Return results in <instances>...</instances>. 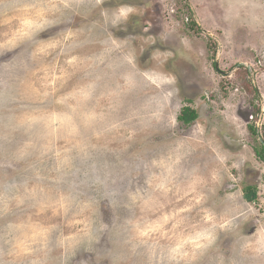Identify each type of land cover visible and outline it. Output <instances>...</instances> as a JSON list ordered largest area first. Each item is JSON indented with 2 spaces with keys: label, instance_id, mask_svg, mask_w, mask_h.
Here are the masks:
<instances>
[{
  "label": "rangeland",
  "instance_id": "1",
  "mask_svg": "<svg viewBox=\"0 0 264 264\" xmlns=\"http://www.w3.org/2000/svg\"><path fill=\"white\" fill-rule=\"evenodd\" d=\"M262 145L264 0H0V264H264Z\"/></svg>",
  "mask_w": 264,
  "mask_h": 264
},
{
  "label": "trees",
  "instance_id": "2",
  "mask_svg": "<svg viewBox=\"0 0 264 264\" xmlns=\"http://www.w3.org/2000/svg\"><path fill=\"white\" fill-rule=\"evenodd\" d=\"M197 117H198L197 111L189 106H186L183 107L179 119L184 123L189 124L191 122H194ZM262 146L264 147V145ZM259 156L264 158V154L262 153H259ZM245 196L249 201H253L257 198V190L254 187H249L247 188V192Z\"/></svg>",
  "mask_w": 264,
  "mask_h": 264
},
{
  "label": "clouds",
  "instance_id": "3",
  "mask_svg": "<svg viewBox=\"0 0 264 264\" xmlns=\"http://www.w3.org/2000/svg\"><path fill=\"white\" fill-rule=\"evenodd\" d=\"M132 12H133V9L131 7H120L115 13V18L112 21L113 25L118 24L119 21L122 19H127L129 14Z\"/></svg>",
  "mask_w": 264,
  "mask_h": 264
},
{
  "label": "flooded vegetation",
  "instance_id": "4",
  "mask_svg": "<svg viewBox=\"0 0 264 264\" xmlns=\"http://www.w3.org/2000/svg\"><path fill=\"white\" fill-rule=\"evenodd\" d=\"M262 158V157H261ZM264 160V158H262Z\"/></svg>",
  "mask_w": 264,
  "mask_h": 264
}]
</instances>
